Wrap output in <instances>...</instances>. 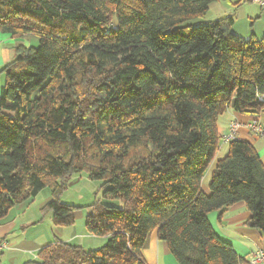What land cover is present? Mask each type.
<instances>
[{
	"label": "trees",
	"instance_id": "16d2710c",
	"mask_svg": "<svg viewBox=\"0 0 264 264\" xmlns=\"http://www.w3.org/2000/svg\"><path fill=\"white\" fill-rule=\"evenodd\" d=\"M214 1L0 0V33L38 42L0 70V223L75 173L123 202L87 216L102 247L54 242L23 264H147L153 230L177 264H240L207 219L236 202L264 236V164L249 142H228L201 190L218 118L264 112V37L233 33L230 17L190 23ZM48 206L72 223L71 206Z\"/></svg>",
	"mask_w": 264,
	"mask_h": 264
},
{
	"label": "crops",
	"instance_id": "0c3cea01",
	"mask_svg": "<svg viewBox=\"0 0 264 264\" xmlns=\"http://www.w3.org/2000/svg\"><path fill=\"white\" fill-rule=\"evenodd\" d=\"M209 13L211 18L208 21L204 20ZM202 17L203 20L198 18L196 22H212L230 17L232 19L230 29L233 33L245 39L252 37L260 39L264 37L263 12L257 3L250 0L214 1L209 5L207 12ZM28 38H12L9 34L0 33V70L17 56L15 48L20 45L29 46ZM2 76V73H0V88L4 82ZM255 121L261 122L264 126V112L259 117H255L228 110L218 118L217 130L220 139L215 157L202 178L201 190L204 194L208 195L210 193L209 184L217 161L227 153L228 143L222 141V136L228 131V126L231 122L239 124L236 134L237 140L247 141L253 145L261 162L264 164V137H256L249 128V125ZM10 211L8 215H10ZM8 215L0 223V239L5 240L8 244V249L0 253L2 254L0 264H23L34 260L39 249L55 242L49 239L44 232L35 235L27 234V227H33L37 221L35 223L23 221L20 223L23 224L22 231L15 232L18 228L17 217L15 216L9 220ZM249 216L250 212L243 202L232 204L223 213L211 211L207 214V219L215 234L220 239L228 242L235 253L243 258L244 261L240 264H247L248 255L254 249L261 248L264 250L263 234L259 230L245 225V221ZM20 224L19 226H21ZM4 252L5 254H3ZM142 253L147 264H177L173 255L168 251L166 244L158 239L156 230H153L147 236Z\"/></svg>",
	"mask_w": 264,
	"mask_h": 264
},
{
	"label": "rangeland",
	"instance_id": "374dc122",
	"mask_svg": "<svg viewBox=\"0 0 264 264\" xmlns=\"http://www.w3.org/2000/svg\"><path fill=\"white\" fill-rule=\"evenodd\" d=\"M210 18L209 13L204 20L208 21ZM199 19L203 20V17ZM196 21L194 19L190 22L195 23ZM28 39L29 46H37L36 38L29 37ZM2 75V80L4 81V74ZM102 184V181L89 179L85 173H75L67 179L58 182L57 193H54L51 185H46L35 197L13 206L10 215H8L9 220L15 216L17 217L18 228L15 232L22 231L23 224H20L21 222L32 221V223H35L37 221L33 227H27V234L35 235L44 232L52 241L79 246L86 251L100 248L105 244L107 238L87 232V216L103 205L123 206V202L120 199L103 198ZM53 199L72 207L70 211L71 224L62 226L54 222L53 211L48 206V203ZM1 257L2 254H0Z\"/></svg>",
	"mask_w": 264,
	"mask_h": 264
},
{
	"label": "built area",
	"instance_id": "2783aa9c",
	"mask_svg": "<svg viewBox=\"0 0 264 264\" xmlns=\"http://www.w3.org/2000/svg\"><path fill=\"white\" fill-rule=\"evenodd\" d=\"M257 3L263 12L264 15V0H250ZM259 101H264L263 96L258 97ZM239 124L237 122H231L228 126V131L222 136V141L228 143L232 140H237V130ZM253 135L256 137H264V126L259 122L255 121L249 125ZM8 249V244L5 240L0 239V253ZM247 264H264V250L261 248H256L249 253L247 258Z\"/></svg>",
	"mask_w": 264,
	"mask_h": 264
}]
</instances>
